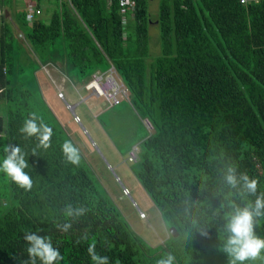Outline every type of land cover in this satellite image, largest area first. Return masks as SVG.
Listing matches in <instances>:
<instances>
[{
  "label": "trees",
  "instance_id": "1",
  "mask_svg": "<svg viewBox=\"0 0 264 264\" xmlns=\"http://www.w3.org/2000/svg\"><path fill=\"white\" fill-rule=\"evenodd\" d=\"M134 1L122 13L119 0H49L47 20L40 15L28 23L26 8L0 0V140L21 147L33 181L25 191L7 178L0 189V264H23L24 233L37 229L59 248L60 264H92L87 247L93 239L110 264H157L168 254L175 264H229L225 215L231 203L243 206L255 197L230 189L226 168L257 178V194L264 192V0H157L160 52L153 57L148 0ZM11 21L35 59L21 58L24 45ZM48 62L83 85L114 66L130 106L154 124L138 146L133 172L176 235L170 230L168 240L151 246L81 155L79 166L66 161L61 145L69 135L34 85L36 69ZM33 112L54 130L47 150L19 131ZM68 204L88 212L61 233L56 224L68 222ZM255 233L264 239V217ZM84 234L89 241L77 244ZM246 264H264V257Z\"/></svg>",
  "mask_w": 264,
  "mask_h": 264
},
{
  "label": "rangeland",
  "instance_id": "2",
  "mask_svg": "<svg viewBox=\"0 0 264 264\" xmlns=\"http://www.w3.org/2000/svg\"><path fill=\"white\" fill-rule=\"evenodd\" d=\"M148 12V45L150 55L153 57L160 52L158 22L157 16H155L157 0H148ZM151 18H155V24L154 22L150 24ZM18 39L22 40L21 43L27 49L23 53L21 51V58L24 60L25 57L30 56L35 59L34 52L28 44H25L24 38L18 37ZM23 64L27 72H32L28 67L30 64L27 62H23ZM55 81V79L54 81L49 79V82H46L47 88H44V82L35 75L34 85L37 87V92L39 91V96L46 103L51 101L50 94L53 93V90L55 96L59 93L63 94L64 99L56 96L59 100L57 99L55 106L58 113L55 116L59 115L66 120L71 119V123H74L72 120L74 116L71 113H76L79 116L78 120L80 121H76L77 124H68L73 131L66 132L72 143L79 149L92 176L111 197L133 231L151 246L161 245L168 240L172 226H166L158 209L138 184L132 163L127 160V153L131 146L138 143L140 147L137 139L145 133L141 122L142 117H139L141 125L135 113L128 107L127 101L120 105L108 106L103 98L91 94V90L86 87L87 84L83 85L82 99L77 96L81 100L79 99L80 102L70 112L66 104H73L75 101L69 99L66 92L60 89L61 86ZM64 85L68 86V83L66 82ZM87 86L94 89V81L91 80ZM5 145L6 142L0 140V150H3ZM3 158L4 156H0V161ZM7 178L4 173L0 172L1 190L5 189ZM139 211H143L145 216L140 217Z\"/></svg>",
  "mask_w": 264,
  "mask_h": 264
},
{
  "label": "clouds",
  "instance_id": "3",
  "mask_svg": "<svg viewBox=\"0 0 264 264\" xmlns=\"http://www.w3.org/2000/svg\"><path fill=\"white\" fill-rule=\"evenodd\" d=\"M121 2L123 3V0ZM19 131L26 138L35 137L39 141L38 146L45 150L52 146L54 130L35 112L30 113ZM61 150L69 164L79 166L80 152L70 139L63 142ZM3 151L6 155L0 161V172L4 173L20 188L30 191L33 187V181L25 171L28 168V161L25 159L21 147L6 144ZM223 180L230 189L255 197L254 201H248L243 206L231 203L229 205L231 211L225 215L226 222L223 229L227 233V239L223 245V251L229 256V264H246L248 261L261 259L264 257V239L255 233L258 218L264 217V192L257 194L259 180L250 177L246 172L238 174L235 166L226 168ZM87 212L88 209L83 205L73 207V205L68 204L64 210V216L68 222L57 223L56 229L61 233H68L73 227L71 221L85 216ZM40 231L37 229V231L24 233L23 238L27 244L28 259L24 260L23 264H37L38 261L39 264H60L64 257L59 248L53 245L50 236L41 235L39 234ZM87 241H89V236L84 234L76 240V243L80 244ZM96 249L97 244L93 239L87 247V253L92 264H110L109 257L99 254ZM157 264H175V257L168 254L166 257L160 258Z\"/></svg>",
  "mask_w": 264,
  "mask_h": 264
},
{
  "label": "built area",
  "instance_id": "4",
  "mask_svg": "<svg viewBox=\"0 0 264 264\" xmlns=\"http://www.w3.org/2000/svg\"><path fill=\"white\" fill-rule=\"evenodd\" d=\"M259 0H239L241 4H248L250 2H257ZM135 4L134 0H123V3L121 0H119V5L121 7V12H125V7L133 8ZM42 10L37 7V5L28 4L26 7V13L25 17L28 21H32L35 17L40 15ZM124 19V17H122ZM94 81L95 87L94 89L92 87L87 86L90 81ZM86 87L91 90V94L97 97L103 98L109 106H116L122 101L129 102V92L123 81L119 78L116 69L113 65H110L107 70L105 71H95L91 74L90 80L86 82ZM58 97L61 99H64V96L62 93L57 94ZM72 111L73 105L72 104H66V107ZM73 119L77 122H79V116L76 113H72ZM141 122L146 129V131L150 134L154 130V124L152 120L149 117H142ZM138 156V148L136 145L132 146L130 150L127 153V160L129 162H134L137 159ZM140 217L144 216V213L142 211H139Z\"/></svg>",
  "mask_w": 264,
  "mask_h": 264
},
{
  "label": "crops",
  "instance_id": "5",
  "mask_svg": "<svg viewBox=\"0 0 264 264\" xmlns=\"http://www.w3.org/2000/svg\"><path fill=\"white\" fill-rule=\"evenodd\" d=\"M14 4V9L15 10H20V9H25L26 7H27V5L28 4H33V5H37V7H39L41 10H42V12H41V14L40 15H45L46 16V20H47V16H48V14H46V11L49 9L50 11H51V9L54 7V4L53 3H51V2H49V0H39V1H37V0H14V2H13ZM14 9H12L11 11H14ZM1 12H3V9H0V14H1ZM6 12V11H5ZM7 15V14H6ZM40 15H38V16H40ZM26 18V17H25ZM27 20V19H26ZM12 22V24H13V31H14V36L17 38V40L19 41V42H22V40L21 39H18V37H21V38H24V34H23V32H21V30L15 25V23H13V21H11ZM27 22L28 23H30L31 21H28L27 20ZM0 25H1V19H0ZM23 34V36H21ZM18 36V37H17ZM25 42V44H27L26 43V41H24ZM24 45V44H23ZM29 46V45H28ZM25 50H27L26 49V47L24 46V51ZM23 51V52H24ZM22 52V53H23ZM35 75H36V77L37 78H40L41 79V81L42 82H44V83H46V82H49V79L51 80V81H54V79L56 80L55 82H58V84L61 86V88L60 89H62L64 92H66V96L69 98V99H71V100H73V101H75L73 104V109H75V105H77V103H79L80 101H79V99L81 98L82 99V93H81V91H82V89H83V82H76V83H72L68 78H67V76L63 73V71L58 67V65H54L53 63H51V62H48V63H46V64H41L40 63V66L36 69V71H35ZM54 77H56V78H54ZM68 80V81H67ZM68 83V86L66 85H64L65 83ZM69 82H70V84H69ZM43 83V87L44 88H47V83L46 84H44ZM49 85V84H48ZM49 86H51V85H49ZM51 95V97H50V100L51 101H47L46 103L48 104V106H49V108L53 111V113L56 115V110H55V106L57 105V99H58V97L56 98V96H57V94H56V96H55V91L53 90V93H51L50 94ZM77 96L78 97H80V98H77ZM80 99V100H81ZM59 100V99H58ZM70 101V100H69ZM124 102H126V101H124ZM53 104H54V107H53ZM127 105H128V107L135 113V115L137 116V118H138V121L140 122V119H139V116L137 115V113H136V111L130 106V104L127 102ZM109 106V105H108ZM68 109V108H67ZM69 110V109H68ZM70 112H71V110H69ZM58 114V113H57ZM72 114V113H71ZM58 120H59V122L62 124V126L65 128V131H67V132H69L70 133V131H73V129L70 127V126H68V124H77V122H75L73 119V121H74V123L72 122L71 123V119H69V120H66V118L65 119H63V118H61L59 115H57V116H55ZM73 118V117H72ZM141 124V123H140ZM70 127V128H69ZM143 127V126H142ZM143 129H144V132L145 133H147L146 132V130H145V128L143 127ZM66 132V133H67ZM145 133H144V135H145ZM144 135H142V136H140L137 140H138V142L140 143L142 140H143V138H144ZM133 145H137L138 146V143H134ZM132 145V146H133ZM131 146V147H132Z\"/></svg>",
  "mask_w": 264,
  "mask_h": 264
},
{
  "label": "water",
  "instance_id": "6",
  "mask_svg": "<svg viewBox=\"0 0 264 264\" xmlns=\"http://www.w3.org/2000/svg\"><path fill=\"white\" fill-rule=\"evenodd\" d=\"M6 11V10H5ZM173 232H174V235H176L177 233L175 232V228L174 227H171V229Z\"/></svg>",
  "mask_w": 264,
  "mask_h": 264
}]
</instances>
